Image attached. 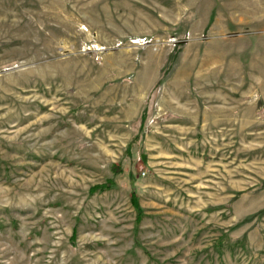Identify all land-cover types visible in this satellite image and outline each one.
<instances>
[{
  "label": "rangeland",
  "instance_id": "rangeland-1",
  "mask_svg": "<svg viewBox=\"0 0 264 264\" xmlns=\"http://www.w3.org/2000/svg\"><path fill=\"white\" fill-rule=\"evenodd\" d=\"M254 13L0 0V264H264Z\"/></svg>",
  "mask_w": 264,
  "mask_h": 264
},
{
  "label": "crops",
  "instance_id": "crops-1",
  "mask_svg": "<svg viewBox=\"0 0 264 264\" xmlns=\"http://www.w3.org/2000/svg\"><path fill=\"white\" fill-rule=\"evenodd\" d=\"M250 18H252V20H255V19L258 20L259 25H262L261 27H264V15H262V14H255L254 13V14L250 15ZM262 21H263V23H262ZM253 25H255L254 22H253Z\"/></svg>",
  "mask_w": 264,
  "mask_h": 264
}]
</instances>
